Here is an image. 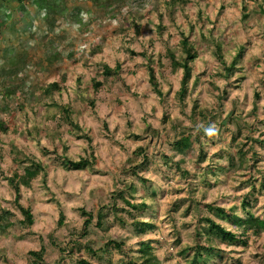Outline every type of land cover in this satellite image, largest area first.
I'll use <instances>...</instances> for the list:
<instances>
[{
  "label": "rangeland",
  "instance_id": "1",
  "mask_svg": "<svg viewBox=\"0 0 264 264\" xmlns=\"http://www.w3.org/2000/svg\"><path fill=\"white\" fill-rule=\"evenodd\" d=\"M34 1L18 19L2 21L0 35V83L8 59L23 54L28 90L8 101L0 92V108L8 106L0 112L8 125L0 131V204L9 211L0 264H32L33 251L42 264H129L142 241L165 264H189L193 252L181 251L205 233L204 219L238 233L217 208L264 219V0H184L175 9L165 0L108 9L90 0ZM45 10L57 17L53 27ZM182 33L199 53L185 92L183 71L167 52L183 59ZM219 49L228 67L236 58L232 71ZM151 62L161 94L149 80ZM117 64L118 74H105L104 65ZM54 81L60 89L48 92ZM184 135L192 141L180 150L174 141ZM65 158L90 164L68 169ZM38 163L45 172L21 187L20 204L33 216L23 223L8 178ZM119 191L149 208L132 210ZM135 219L149 223L145 232ZM242 238L246 244L216 241L220 252L207 264H264V230ZM111 239L123 252L105 246Z\"/></svg>",
  "mask_w": 264,
  "mask_h": 264
},
{
  "label": "trees",
  "instance_id": "2",
  "mask_svg": "<svg viewBox=\"0 0 264 264\" xmlns=\"http://www.w3.org/2000/svg\"><path fill=\"white\" fill-rule=\"evenodd\" d=\"M33 0H0V16H1V10L5 11V15H3L0 18V35L1 30L5 25H3L4 22L8 21L7 18L16 17L18 19L19 14L26 13L28 11L27 9L30 8L32 5ZM37 2H40L41 5L47 6L45 0H35ZM34 1V2H35ZM54 5L58 7L57 0H52ZM93 4L96 5V7L101 8L102 6L105 8H112L116 4L124 3L129 0H90ZM134 1V0H130ZM166 3L169 5L170 8L175 9L176 7L182 5L184 3V0H165ZM140 2V0H139ZM46 8V7H45ZM25 15V14H24ZM18 16V17H17ZM24 16H20V18ZM45 20L47 21V24L49 27H53L56 23L57 17L54 13H50L49 11L45 10ZM22 19V18H21ZM20 19V20H21ZM22 22V21H21ZM180 46L182 48V51L184 53L183 59L180 61L177 59L175 52L172 49H168L167 52L169 53V57L172 60V63L175 66V69H182V76H181V89L183 92L186 91L188 83L191 79L192 75V65L191 63L197 58L199 55L198 50L195 46V44L190 40L188 36L185 35V33L181 34V41ZM220 48V47H219ZM221 50H217V55L221 61V63L225 66V68H228L227 70L232 71L233 67L235 65L234 58L233 64L228 67L227 62L225 61L223 55L220 53ZM157 66H160L162 64L161 59L159 58L156 62ZM121 65L117 64V66L112 69L108 65H104V72L105 74H118L120 70ZM156 66L151 63H149V80L152 84L155 91H157L159 94H161L160 85L158 82V79L156 77ZM27 68V62L25 59V55L23 54H14L8 59V67L5 69L4 77L5 80L0 83V92H2V99L7 100L13 99L14 96H17V93H21L22 96H26V93H28V90L25 89V85L27 84V81L24 79L23 69ZM60 82L61 81H54L51 83L47 89L48 92H52L53 90H59L60 89ZM94 89L97 90L100 86V82H95ZM30 96L33 95V92L29 93ZM256 96L258 97L259 94L256 93ZM23 99H25L23 97ZM15 102L19 104L21 100L18 98H15ZM63 113L65 114L64 117L67 121L71 120V110L70 107L65 105L61 107ZM8 110V106L0 108L1 111ZM204 114V113H202ZM7 124H5L4 121L0 120V131L7 132ZM199 131H202V127L199 128ZM191 135L187 136H181L178 139L174 141V146L177 147L180 150H183L185 148H188L191 144ZM140 153L142 154V160L143 163H145L148 159L147 155H145L144 150L140 149ZM240 160L237 165L240 167H243L246 162H248L245 155L242 153L240 154ZM64 164L68 169H81L85 167L86 165L90 164V159L88 158H80L79 160H70L68 158L64 159ZM230 164L232 166H236V164L233 161H230ZM226 168V167H225ZM224 166H222L220 169L224 170ZM45 165L42 163L34 164L32 166H25L23 168V173H14L11 175L10 178H8V181L10 182L13 190L15 191V203L20 206V208L23 211V214L25 215V222L31 224L33 223V216L30 209L24 208L22 204H20L21 199V187H30L31 182L39 177V175L43 172H45ZM130 188L136 189V186L134 184L130 185ZM117 195H119L125 202V204L130 207L134 211H141L144 212L149 208V205L142 201L140 203L138 202H132L129 199H127L124 195V192H118ZM247 204L246 201H243V205L245 206ZM219 213L225 214L228 220L233 222V225L236 226L238 233L234 230H229L225 226H223L221 223L216 222L212 219H204L207 222V229L205 233L198 232L197 235V241L193 247L189 248H183L181 253L184 255H189L191 252H193L189 264H207L208 258L213 253H219L220 249L216 247L217 242L216 241H222L227 243V245L231 246L236 243H243L246 244V241L242 238L243 236L247 235L249 231H252L253 234H260L261 231L264 230V219L255 216L253 214H249L246 217H239L236 214L233 213V211L225 210L224 208H217ZM9 211L6 208H3L0 204V231L4 232L6 229L5 221L8 219ZM101 218V217H100ZM102 219V218H101ZM5 224V225H4ZM149 226V223L140 221L138 219H135L134 221V228L138 232H145L147 227ZM239 234V235H238ZM113 246L114 248H117L121 252H123V243H121L117 239H111L107 241L105 244L106 247ZM153 247L151 246L150 242L142 241L139 246V252L141 255L137 258H130L129 264H165L163 261L159 260L158 257L153 253ZM31 256L33 257L32 264H42L43 258L42 253L39 251H33L30 252ZM80 264H90L85 259L79 260Z\"/></svg>",
  "mask_w": 264,
  "mask_h": 264
}]
</instances>
